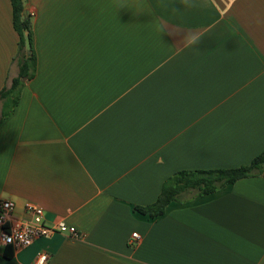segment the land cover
I'll list each match as a JSON object with an SVG mask.
<instances>
[{
    "label": "crops",
    "instance_id": "1",
    "mask_svg": "<svg viewBox=\"0 0 264 264\" xmlns=\"http://www.w3.org/2000/svg\"><path fill=\"white\" fill-rule=\"evenodd\" d=\"M25 1L38 67L0 125V200L85 237L0 244V264H264V175L134 210L264 151V0ZM18 43L0 0V91Z\"/></svg>",
    "mask_w": 264,
    "mask_h": 264
},
{
    "label": "trees",
    "instance_id": "2",
    "mask_svg": "<svg viewBox=\"0 0 264 264\" xmlns=\"http://www.w3.org/2000/svg\"><path fill=\"white\" fill-rule=\"evenodd\" d=\"M13 26L19 35L18 51L13 62L18 68L17 76L9 86L0 91V125L11 117L20 102L22 90L26 82L32 80L37 73L38 57L35 50V37L30 14L24 16L25 0H11ZM264 175V151L249 164L235 168L180 170L167 178L163 184L157 201L147 206H135L134 210L142 215L156 218L165 213L173 201L193 192V195L206 196L238 181Z\"/></svg>",
    "mask_w": 264,
    "mask_h": 264
},
{
    "label": "built area",
    "instance_id": "3",
    "mask_svg": "<svg viewBox=\"0 0 264 264\" xmlns=\"http://www.w3.org/2000/svg\"><path fill=\"white\" fill-rule=\"evenodd\" d=\"M15 203L11 200H0V244L14 251L32 246L37 240L50 238L60 233L74 239L85 237L76 227L61 220L53 224L46 221L45 210L35 204L27 203L25 217L14 215ZM138 233H133L132 241L139 240ZM49 255H39L36 264H45Z\"/></svg>",
    "mask_w": 264,
    "mask_h": 264
},
{
    "label": "water",
    "instance_id": "4",
    "mask_svg": "<svg viewBox=\"0 0 264 264\" xmlns=\"http://www.w3.org/2000/svg\"><path fill=\"white\" fill-rule=\"evenodd\" d=\"M24 16H25L26 18H28V12H27V10L24 11Z\"/></svg>",
    "mask_w": 264,
    "mask_h": 264
},
{
    "label": "rangeland",
    "instance_id": "5",
    "mask_svg": "<svg viewBox=\"0 0 264 264\" xmlns=\"http://www.w3.org/2000/svg\"><path fill=\"white\" fill-rule=\"evenodd\" d=\"M25 3H26V1H25ZM31 20H32V19H31ZM12 73H13V70H12ZM12 73H11V74H12Z\"/></svg>",
    "mask_w": 264,
    "mask_h": 264
}]
</instances>
